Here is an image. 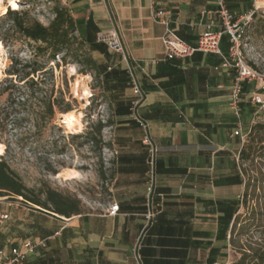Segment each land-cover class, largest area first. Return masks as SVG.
I'll list each match as a JSON object with an SVG mask.
<instances>
[{
  "label": "crops",
  "instance_id": "obj_1",
  "mask_svg": "<svg viewBox=\"0 0 264 264\" xmlns=\"http://www.w3.org/2000/svg\"><path fill=\"white\" fill-rule=\"evenodd\" d=\"M75 23L76 35L93 59L100 86L111 107L113 170L108 202L98 212L69 218L35 208H13L6 228L0 225V249L24 241H45L24 264H228L230 216L244 190L239 162L245 146L228 103L232 73L220 68L221 56L195 52L182 60H164L165 27L151 17L165 12L168 29L189 46L204 32L203 9L216 0H61ZM237 19L249 12L252 0H226ZM264 7V3H258ZM212 19L216 21V17ZM215 26L213 30H216ZM115 32L124 55L97 41L100 32ZM247 58L264 69V8L246 29ZM228 53V37L220 43ZM132 71L143 101L137 114L148 125L157 149L158 206L151 227L143 234L147 211V148L143 131L130 112L136 100ZM252 94L264 98L254 83L243 84L242 133L253 129L256 107ZM118 205L115 216L106 214ZM234 217V215H233Z\"/></svg>",
  "mask_w": 264,
  "mask_h": 264
},
{
  "label": "rangeland",
  "instance_id": "obj_2",
  "mask_svg": "<svg viewBox=\"0 0 264 264\" xmlns=\"http://www.w3.org/2000/svg\"><path fill=\"white\" fill-rule=\"evenodd\" d=\"M57 3L64 7L61 0H0V10L4 7L7 11H27V15L22 16L26 24L36 21L48 26L54 17L52 9ZM13 4L17 7H13ZM5 14L0 16V20ZM10 25L11 22L5 20L4 30ZM73 36L78 38L76 33ZM0 42L3 46L0 70L2 79L10 65V58L14 56L22 63L31 60L35 44L12 31L7 43H3L1 38ZM86 49L74 41H69L64 51L65 60H61L59 68L54 69L57 77L62 79L66 76L68 79L70 94L77 102L73 112L82 114L80 131L69 129L62 124V114H59L44 134L39 136L32 119L27 120L26 111L19 114V117L26 118L21 126L9 131V135L3 137L0 142L4 147L5 141L10 142L9 152L5 154L4 151L2 156L10 170L27 188L26 193L30 198L51 189L63 196L79 200L82 213L98 212L106 205L113 170L111 107L104 97L97 72L85 66ZM62 56L61 53L58 58ZM53 64L54 62H50V65ZM259 70L264 73V69ZM99 125L104 126L100 135L97 134ZM253 128L255 129L245 138L249 154L247 159L249 161L243 162L242 166V170L247 172L245 182L248 175L253 178L264 177V123L257 122ZM98 140L102 143L100 148L96 145ZM103 144H106V147ZM262 188L264 190V183L258 185L256 194L262 193ZM7 201L20 202L18 208L28 206L35 208L22 197H9L8 200L0 202L5 204ZM3 204L0 203V212L3 209L8 214H15L13 208H5ZM1 228H6V223ZM228 254L226 261L230 262L232 258L230 249Z\"/></svg>",
  "mask_w": 264,
  "mask_h": 264
},
{
  "label": "trees",
  "instance_id": "obj_3",
  "mask_svg": "<svg viewBox=\"0 0 264 264\" xmlns=\"http://www.w3.org/2000/svg\"><path fill=\"white\" fill-rule=\"evenodd\" d=\"M54 17L48 26L34 21L26 24L22 16L27 11H7L0 20V38L3 43L10 39V31L19 34L26 41L35 44L33 58L22 63L12 56L10 65L5 70V77L0 79V142L9 135V131L19 128L26 118L19 114L27 111V120L32 119L39 136L43 135L59 114H67L77 107V102L70 94L69 82L66 76L60 79L55 75L59 62L65 60V48L69 41H74L81 48H87L85 43L76 38L74 20L66 7L58 3L52 9ZM5 20L11 22L4 30ZM85 63L90 70L97 72L96 65L86 49ZM63 54L61 58L59 54ZM38 57L42 59L39 60ZM58 61V62H57ZM77 63V59L75 60ZM50 62H54L50 65ZM109 123V122H108ZM8 127H11L8 129ZM103 125H99L100 135ZM255 129V128H253ZM252 129V130H253ZM21 141V139H18ZM5 154L10 150V142L5 141ZM96 145L102 146L100 140ZM106 147V144H103ZM246 145L243 147L239 162L244 178V190L235 202V211L230 216V233L228 247L232 258L228 264H264V190L256 194L258 185L264 183V177L253 178L242 170L243 162L249 161ZM57 174V172H53ZM27 188L14 174L4 157L0 156V198L22 197L23 200L46 211L69 218L82 213L77 199L47 189L39 196L30 198ZM243 212L240 213V211ZM234 215V217H233ZM244 239V240H242ZM244 241V242H243Z\"/></svg>",
  "mask_w": 264,
  "mask_h": 264
},
{
  "label": "built area",
  "instance_id": "obj_4",
  "mask_svg": "<svg viewBox=\"0 0 264 264\" xmlns=\"http://www.w3.org/2000/svg\"><path fill=\"white\" fill-rule=\"evenodd\" d=\"M258 3H264V0H252V9L237 19L234 18V15L228 9L226 0H216V9L213 11L201 10L199 23L202 24L204 20H207V23L203 25L205 30L199 35L195 46L185 44L168 29L169 20L166 18L165 12L153 11L151 13L152 19L165 27V33L161 39L165 61L186 59L195 52L221 56L220 68L232 73V86L228 106L236 122L234 135L239 136L243 141L247 137L242 133L241 120L243 84L254 83L260 90H264V73L250 64L245 52L248 40L246 29L254 14L264 8ZM213 16L216 17V21L212 19ZM215 26L217 29L213 30ZM223 36L228 37V53L226 56L222 55L220 51V43ZM97 41L104 43L116 54L124 55L125 53L123 44L114 31L107 34L100 32L97 35ZM128 73L131 80L132 93L137 97L131 105L130 112L143 131L142 144L147 148V211L144 215V234L151 227L159 213L158 206L153 204V196L156 189L155 158L157 149L151 140L148 125L137 114V109L143 101V94L130 69ZM250 102L256 107L252 124L255 125L257 122L264 123V98L260 94H252ZM8 198L1 197L0 201L8 200ZM19 203L7 201V206L19 207ZM117 212V204H111L106 210L108 216H115ZM7 219V214H1L0 225ZM39 247H45V241L33 242L28 240L24 241L20 246L0 249V264H24L28 256L32 255Z\"/></svg>",
  "mask_w": 264,
  "mask_h": 264
},
{
  "label": "bare ground",
  "instance_id": "obj_5",
  "mask_svg": "<svg viewBox=\"0 0 264 264\" xmlns=\"http://www.w3.org/2000/svg\"><path fill=\"white\" fill-rule=\"evenodd\" d=\"M6 8H2L0 10V16L4 15L6 13ZM2 53H3V46H2V43L0 42V70H1V56H2ZM75 111L73 112H70V113H67V114H64L62 115V123L64 125H66L69 129H75L77 131H80L81 129V124H80V120L82 119V114L81 113H75ZM4 151H5V147L0 144V156H2L4 154Z\"/></svg>",
  "mask_w": 264,
  "mask_h": 264
},
{
  "label": "snow or ice",
  "instance_id": "obj_6",
  "mask_svg": "<svg viewBox=\"0 0 264 264\" xmlns=\"http://www.w3.org/2000/svg\"><path fill=\"white\" fill-rule=\"evenodd\" d=\"M12 6H13V7H17V5H15V4H13Z\"/></svg>",
  "mask_w": 264,
  "mask_h": 264
},
{
  "label": "water",
  "instance_id": "obj_7",
  "mask_svg": "<svg viewBox=\"0 0 264 264\" xmlns=\"http://www.w3.org/2000/svg\"><path fill=\"white\" fill-rule=\"evenodd\" d=\"M62 117V116H61ZM62 123V122H61ZM63 124V123H62Z\"/></svg>",
  "mask_w": 264,
  "mask_h": 264
}]
</instances>
